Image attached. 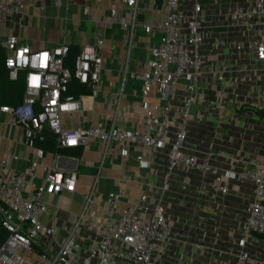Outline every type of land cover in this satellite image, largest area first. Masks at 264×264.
I'll list each match as a JSON object with an SVG mask.
<instances>
[{
  "label": "crops",
  "instance_id": "obj_1",
  "mask_svg": "<svg viewBox=\"0 0 264 264\" xmlns=\"http://www.w3.org/2000/svg\"><path fill=\"white\" fill-rule=\"evenodd\" d=\"M119 1L22 0L25 8L20 13L0 22V64L7 58L5 43L10 36L17 35L21 44L33 49L67 43L80 51L83 45L104 38L101 87L94 98H90V87L80 94L82 110L62 114L65 129L98 123L110 127L115 119L124 128L144 129L145 110L163 107L167 101L159 93L145 95L142 76L148 58L153 56L150 49L159 47L164 36L166 0L141 1L139 21L153 25L154 30L148 33L137 28L130 53L127 32L119 23L128 12L121 5L118 17L111 11V5ZM242 1L200 0L206 17L204 63L187 120L183 112L187 81L182 79L170 88L173 107L168 141L172 142L180 125H185L184 149L200 158L208 157L222 173H240L252 160L264 159V68L256 58L253 44L263 28L260 22L254 29L238 24L226 13L229 6ZM184 2L189 7L190 0ZM22 81L26 88L24 72ZM22 101L9 90H0V105L15 107ZM35 149L25 144L22 126L15 123V116L0 109V159L8 154L19 155L11 165L24 173ZM119 149L117 146L104 156L103 143L95 139L72 147L67 154L50 150L39 159L37 176L25 188L24 195L32 199L33 186L43 185L54 166L75 170V190L47 198L51 213L64 227L82 213L94 187L89 211L100 218L105 214L103 206L109 193L121 195V210L133 199L148 194L149 208L159 202L165 205L170 226L165 250L154 254L156 264H228L233 251L239 250L253 182L232 177L228 181L229 193L224 194L219 191L213 173L183 167L170 169L168 147L152 150L132 145L128 156H122ZM139 155L147 166L138 162ZM249 240L251 255L260 258L264 254V239L252 236Z\"/></svg>",
  "mask_w": 264,
  "mask_h": 264
},
{
  "label": "built area",
  "instance_id": "obj_2",
  "mask_svg": "<svg viewBox=\"0 0 264 264\" xmlns=\"http://www.w3.org/2000/svg\"><path fill=\"white\" fill-rule=\"evenodd\" d=\"M142 0H120L111 5L112 14L118 17L119 5L127 10L119 23L127 32L129 52L134 44L137 28L152 33L153 25L139 21ZM25 8L22 0H0V22H6ZM228 17L248 28L260 22L261 34L253 42L256 58L264 68V0H243L227 8ZM166 19L162 23L164 36L159 47L150 49L147 69L143 73L144 94L149 92L166 96L163 107L152 106L145 110L144 129H127L116 119L110 127L101 123L77 129H65L62 114L82 110V97L69 93L70 81L75 77L88 84L94 98L101 87L104 69V38L95 44L82 46L75 61L74 70L64 65L70 53V45L63 43L52 48L33 49L21 44L17 35L5 43L8 51L6 67L10 78L16 79L25 71L26 91L23 101L15 107L0 105V109L15 116V123L22 126L25 144L33 146V139L43 129L57 134L63 147H77L90 140H100L104 156L120 146V154L128 156L132 145L152 150L169 148L170 169L187 168L203 173H213L220 192L229 193L230 178L250 180L254 184L253 195L246 205V219L241 228L239 250L231 254L228 264H264V254L254 257L249 251V238L264 239V159H254L240 173L219 172L208 157L200 158L184 149L187 128L180 125L176 137L168 141L171 132L173 107L170 88L180 80L187 81V96L183 103L184 118L190 117V109L197 97V85L202 73V49L205 39L203 24L206 21L200 0H166ZM39 105L40 109H37ZM35 156L26 172L21 173L11 165L19 155L8 154L0 159V214L11 235L0 249V264H156L154 254L165 250L170 239L167 210L161 202L149 208L148 194L133 199L120 209L121 195L109 193L103 211L98 217L89 211L94 201L95 187L88 194L82 213L66 226H62L51 213L47 198L52 194L74 191L77 172L54 166L45 177V183L33 186L32 199L24 195L28 184H33L39 169V159L46 152L35 147ZM143 166L148 163L138 156ZM119 217L116 218L117 214ZM45 220L48 223H45Z\"/></svg>",
  "mask_w": 264,
  "mask_h": 264
},
{
  "label": "trees",
  "instance_id": "obj_3",
  "mask_svg": "<svg viewBox=\"0 0 264 264\" xmlns=\"http://www.w3.org/2000/svg\"><path fill=\"white\" fill-rule=\"evenodd\" d=\"M80 54V50L77 47H70V53L66 56L64 60V65L74 70L75 61ZM25 71H20L16 79L10 78V70L6 67V59L0 64V90H9L10 94L20 102L23 99L25 92V84L22 81V73ZM89 85L83 82H79L75 77L70 81L69 93L78 97L81 93L87 92ZM39 110L40 107L37 106ZM33 146L42 148L45 152L54 151L58 154H67L70 152L72 147H63L58 143L57 134L51 130L43 129L34 136ZM11 235V231L3 225V217L0 214V249L4 245L5 241Z\"/></svg>",
  "mask_w": 264,
  "mask_h": 264
},
{
  "label": "rangeland",
  "instance_id": "obj_4",
  "mask_svg": "<svg viewBox=\"0 0 264 264\" xmlns=\"http://www.w3.org/2000/svg\"><path fill=\"white\" fill-rule=\"evenodd\" d=\"M262 239H263V238H262ZM234 251H236V250H234ZM234 251H233V252H234Z\"/></svg>",
  "mask_w": 264,
  "mask_h": 264
}]
</instances>
